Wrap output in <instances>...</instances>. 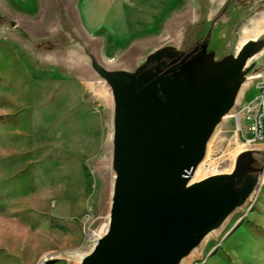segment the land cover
I'll return each mask as SVG.
<instances>
[{
    "label": "rangeland",
    "instance_id": "1",
    "mask_svg": "<svg viewBox=\"0 0 264 264\" xmlns=\"http://www.w3.org/2000/svg\"><path fill=\"white\" fill-rule=\"evenodd\" d=\"M205 1L138 0L149 20L132 32L113 0H0V264H78L108 220L112 97L72 43L74 28L104 66L124 67L147 46L191 38L216 12ZM235 1L238 29L264 13V0ZM251 147L223 118L194 180L231 172ZM179 264H264L263 176Z\"/></svg>",
    "mask_w": 264,
    "mask_h": 264
},
{
    "label": "water",
    "instance_id": "2",
    "mask_svg": "<svg viewBox=\"0 0 264 264\" xmlns=\"http://www.w3.org/2000/svg\"><path fill=\"white\" fill-rule=\"evenodd\" d=\"M227 3L197 21L181 44L147 46L137 61L114 69L74 28L72 43L112 97L108 220L78 264H179L264 177V149L251 147L231 172L191 181L216 125L264 65V25L244 36L248 23L238 29ZM223 18L231 21L221 27Z\"/></svg>",
    "mask_w": 264,
    "mask_h": 264
},
{
    "label": "built area",
    "instance_id": "3",
    "mask_svg": "<svg viewBox=\"0 0 264 264\" xmlns=\"http://www.w3.org/2000/svg\"><path fill=\"white\" fill-rule=\"evenodd\" d=\"M251 80L256 89L255 94L245 98L234 111L242 141L249 146L256 139H264V70L253 73ZM242 115H244L245 127L242 125ZM88 233L93 237L91 229Z\"/></svg>",
    "mask_w": 264,
    "mask_h": 264
},
{
    "label": "crops",
    "instance_id": "4",
    "mask_svg": "<svg viewBox=\"0 0 264 264\" xmlns=\"http://www.w3.org/2000/svg\"><path fill=\"white\" fill-rule=\"evenodd\" d=\"M138 0H113L112 5L115 8V10L120 11L123 15V19L121 22H125V27H123L126 30V27H130V30L132 32H135L136 30H139L140 27L143 25L142 22L145 20H149L146 16V12L143 10V6L138 5ZM142 1V0H139ZM167 2L173 1V0H166ZM223 0H209L210 3V9H217L221 4ZM152 21H150V27L156 32H160L162 30V24L159 20V17L156 16V18H152ZM264 22V18L262 23ZM122 24V23H121ZM264 67L261 66L260 68ZM258 68V69H260ZM257 69V70H258ZM256 92V89L254 87L253 81L250 79L245 86L241 89L239 95L236 98V101L233 105V109L240 106V104L244 101L245 98H248L252 95H254ZM252 147L254 148H263L264 149V143H256L253 144Z\"/></svg>",
    "mask_w": 264,
    "mask_h": 264
},
{
    "label": "bare ground",
    "instance_id": "5",
    "mask_svg": "<svg viewBox=\"0 0 264 264\" xmlns=\"http://www.w3.org/2000/svg\"><path fill=\"white\" fill-rule=\"evenodd\" d=\"M261 16H258L260 18H253L251 19L248 24L243 28L242 30V33L243 35H248L249 33L251 34L252 37H255L259 32L262 31L263 29V25L262 24V21H263V18H264V14H260ZM262 70H264V67L256 70L254 73H259V72H262ZM229 116H232L234 117V112L232 114H227L224 118L226 117H229ZM256 143H264V139H256L252 142V145L253 144H256ZM196 174V173H195ZM194 174V176L192 177L191 181L195 179L196 175ZM93 238V237H92ZM95 241V239L93 238L92 241ZM94 243V242H93ZM93 246V245H92Z\"/></svg>",
    "mask_w": 264,
    "mask_h": 264
},
{
    "label": "trees",
    "instance_id": "6",
    "mask_svg": "<svg viewBox=\"0 0 264 264\" xmlns=\"http://www.w3.org/2000/svg\"><path fill=\"white\" fill-rule=\"evenodd\" d=\"M235 2H236L235 0H228L227 6H226L224 12L226 13L227 10H228L230 7H233L234 4H235Z\"/></svg>",
    "mask_w": 264,
    "mask_h": 264
}]
</instances>
